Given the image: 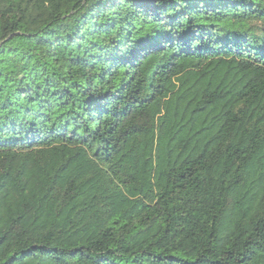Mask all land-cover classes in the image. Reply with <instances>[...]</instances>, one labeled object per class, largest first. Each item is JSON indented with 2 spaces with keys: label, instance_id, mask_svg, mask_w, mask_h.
<instances>
[{
  "label": "trees",
  "instance_id": "trees-1",
  "mask_svg": "<svg viewBox=\"0 0 264 264\" xmlns=\"http://www.w3.org/2000/svg\"><path fill=\"white\" fill-rule=\"evenodd\" d=\"M17 37L57 113L16 109L0 153L55 149L56 202L0 264H264V0H0V54Z\"/></svg>",
  "mask_w": 264,
  "mask_h": 264
},
{
  "label": "rangeland",
  "instance_id": "rangeland-1",
  "mask_svg": "<svg viewBox=\"0 0 264 264\" xmlns=\"http://www.w3.org/2000/svg\"><path fill=\"white\" fill-rule=\"evenodd\" d=\"M126 15L130 6H124ZM202 21L203 19H198ZM207 24L224 25V22L207 19ZM141 35L152 31L153 27L140 19L135 21ZM66 34L68 23L56 25ZM35 51L44 52L45 47L21 37L9 41L0 54V121L13 116L16 109H25L28 122L41 123L56 114L57 101L46 85L45 74L36 65ZM64 60L75 56H88L94 53L90 48H71L65 51L57 47ZM145 132H151L152 120L141 122ZM59 161L55 149L45 148L39 152L16 151L12 155L0 153V237L7 248L24 234L40 235L47 231L54 218L56 197L46 193Z\"/></svg>",
  "mask_w": 264,
  "mask_h": 264
}]
</instances>
